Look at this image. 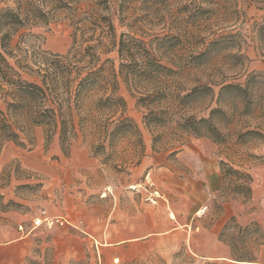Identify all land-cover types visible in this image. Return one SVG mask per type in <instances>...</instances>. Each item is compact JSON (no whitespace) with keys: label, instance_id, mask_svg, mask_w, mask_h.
Returning a JSON list of instances; mask_svg holds the SVG:
<instances>
[{"label":"rangeland","instance_id":"obj_1","mask_svg":"<svg viewBox=\"0 0 264 264\" xmlns=\"http://www.w3.org/2000/svg\"><path fill=\"white\" fill-rule=\"evenodd\" d=\"M184 2L129 0L127 19L138 29L136 35L145 40L178 33L186 46L180 49L181 56L199 49L212 30L240 32V52L247 59L243 68L259 75L254 98L264 97V56L249 38L251 24L260 20L264 10L255 6L243 9L242 23L236 25H190L181 9ZM79 7L83 10L87 4ZM114 25L117 32L127 30L117 19ZM31 31L41 49L64 53L70 46L71 27L61 14ZM228 52L239 53L237 46ZM115 56L110 53L103 58ZM215 59L213 66L201 71L202 77L216 81L237 71L234 59L223 58V54ZM118 93L125 101L124 115L139 130L141 144L132 134L102 142L91 123L80 126L75 117L76 136L69 139L65 153L58 134H47L39 126L20 132L17 143L7 141L0 148V224L11 215L27 230L19 241L24 248L20 264H232L255 260L264 249V140L240 144L233 138L217 144L160 128L162 135L153 142L136 98L122 83ZM190 113L202 114L200 108ZM100 144L105 149L95 152ZM220 161L251 176L248 200L233 191L231 177L223 181L220 175L218 191H206L207 177L219 172ZM147 174L162 196L155 204L129 188L142 185ZM5 191L9 198L1 194ZM192 202L196 208L193 216L187 213ZM225 202L236 207V212L230 209L216 237L226 247L229 260L206 258L205 250L218 253L208 233L221 219ZM42 210L65 217L69 224L32 229L31 218ZM170 212L176 213L175 225L181 227L165 232Z\"/></svg>","mask_w":264,"mask_h":264},{"label":"trees","instance_id":"obj_2","mask_svg":"<svg viewBox=\"0 0 264 264\" xmlns=\"http://www.w3.org/2000/svg\"><path fill=\"white\" fill-rule=\"evenodd\" d=\"M128 5L129 0H0V148L39 126L58 134L65 153L76 136L75 117L80 126L91 123L102 142L132 134L141 144L137 126L124 115L120 83L143 110L153 142L161 137L160 128L217 144L264 140V97L254 98L259 75L243 68L240 32L212 30L199 49L181 56L186 46L178 33L137 36L127 19ZM250 6L264 10V0H185L181 9L190 25H236ZM59 14L69 22L71 43L64 53H52L35 43L31 29ZM115 19L127 30L117 32ZM249 38L264 56V12L251 24ZM234 46L239 53L228 52ZM110 53L115 59L103 58ZM220 54L234 59L237 71L216 81L202 77ZM194 108L202 114L190 113ZM104 149L100 144L95 152ZM219 164L223 181L231 177L233 191L248 200L251 176Z\"/></svg>","mask_w":264,"mask_h":264},{"label":"crops","instance_id":"obj_3","mask_svg":"<svg viewBox=\"0 0 264 264\" xmlns=\"http://www.w3.org/2000/svg\"><path fill=\"white\" fill-rule=\"evenodd\" d=\"M221 183V177L218 171L211 172L210 175L207 177V181L205 183V189L210 194H214L218 191ZM6 198H9L8 191H5ZM159 199H162V196L159 194ZM192 208L189 207L187 213L193 216L194 212L196 211L195 202L191 203ZM222 217L217 221V223L213 224V226L209 229V239L211 244L214 246L215 250L218 252L217 254H212L210 250H205L203 255L206 258L210 259H224L229 260V254L226 251V247L224 244L219 241L216 237L217 231L220 229L223 221L226 217L230 214V209L233 210V213L236 212V207L231 206L229 202H225L222 204ZM173 214L174 217L170 218V214ZM168 215V223L169 228L165 230V232L175 231L181 227L180 224L177 226L175 223H178L176 220V213L170 212ZM33 218V217H32ZM31 218V219H32ZM20 223H17V220H14L11 215H9V219L7 218L4 223L0 224V264H20V260L24 254V248L20 245V240L27 236L22 232L18 231L17 226ZM183 226L189 227L186 222L182 224ZM16 226V228H15ZM231 261V260H230ZM232 264H264V249H261L257 255V258L253 261L245 262V261H231Z\"/></svg>","mask_w":264,"mask_h":264},{"label":"built area","instance_id":"obj_4","mask_svg":"<svg viewBox=\"0 0 264 264\" xmlns=\"http://www.w3.org/2000/svg\"><path fill=\"white\" fill-rule=\"evenodd\" d=\"M129 188L142 194L144 200L150 202L151 204H155L157 199L159 198V192L154 188V184L149 177V174L145 175L143 184L130 185ZM64 224H69V221L61 216V215H51L47 213L45 210L39 212L38 215L34 216L31 219V228H37L44 226L46 228H51L54 226H61ZM18 231L23 234L27 233V230L24 229L23 225L20 224L17 226Z\"/></svg>","mask_w":264,"mask_h":264},{"label":"bare ground","instance_id":"obj_5","mask_svg":"<svg viewBox=\"0 0 264 264\" xmlns=\"http://www.w3.org/2000/svg\"><path fill=\"white\" fill-rule=\"evenodd\" d=\"M173 217H174V215L171 213V214H170V218H173Z\"/></svg>","mask_w":264,"mask_h":264}]
</instances>
